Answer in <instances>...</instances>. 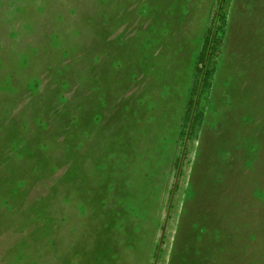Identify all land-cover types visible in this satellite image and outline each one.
<instances>
[{"label": "rangeland", "instance_id": "rangeland-1", "mask_svg": "<svg viewBox=\"0 0 264 264\" xmlns=\"http://www.w3.org/2000/svg\"><path fill=\"white\" fill-rule=\"evenodd\" d=\"M0 264H264V0H0Z\"/></svg>", "mask_w": 264, "mask_h": 264}]
</instances>
